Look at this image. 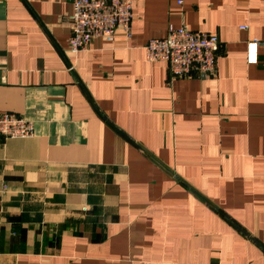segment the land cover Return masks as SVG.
<instances>
[{
    "label": "crops",
    "instance_id": "obj_1",
    "mask_svg": "<svg viewBox=\"0 0 264 264\" xmlns=\"http://www.w3.org/2000/svg\"><path fill=\"white\" fill-rule=\"evenodd\" d=\"M74 1L0 0V112L35 123L0 139V264H264V0H133L77 55ZM183 24L214 76L147 62Z\"/></svg>",
    "mask_w": 264,
    "mask_h": 264
},
{
    "label": "built area",
    "instance_id": "obj_2",
    "mask_svg": "<svg viewBox=\"0 0 264 264\" xmlns=\"http://www.w3.org/2000/svg\"><path fill=\"white\" fill-rule=\"evenodd\" d=\"M179 4H182L180 1ZM133 0H75L70 17L72 33L69 51L77 55L89 50L94 38L113 42L118 33L133 36ZM248 29L247 26L241 30ZM221 41L216 35L191 30L187 25L171 26L164 38L150 39L144 46L149 63H166L172 78L212 77L216 74ZM264 42L247 44L248 64H257ZM35 135V123L27 118L0 112V139L21 140Z\"/></svg>",
    "mask_w": 264,
    "mask_h": 264
}]
</instances>
